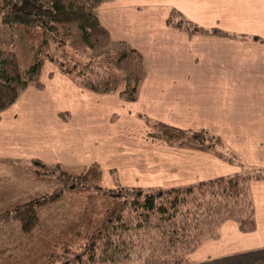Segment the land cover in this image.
<instances>
[{
    "label": "crops",
    "instance_id": "crops-1",
    "mask_svg": "<svg viewBox=\"0 0 264 264\" xmlns=\"http://www.w3.org/2000/svg\"><path fill=\"white\" fill-rule=\"evenodd\" d=\"M170 9L204 26L264 39V0L104 2L96 10L100 24L110 39L138 51L145 69L136 99L125 103L138 104L135 112L140 121L145 116L180 129L212 132L246 165L264 168V146L256 142L264 140V45L209 35L187 39L167 27ZM39 82L40 87L28 85L11 106L0 111V160H38L71 169L102 164L104 156L115 151V130L107 124L100 128L101 114L111 109H101V101L114 94L80 87L45 61ZM169 146L176 149L174 154L190 160L177 157L172 163L157 164L155 170L170 171L172 179L140 187H174L241 171L210 152ZM249 190L255 227L242 231L236 221L225 220L216 237L206 238L187 255V264H264V180H252Z\"/></svg>",
    "mask_w": 264,
    "mask_h": 264
},
{
    "label": "trees",
    "instance_id": "trees-1",
    "mask_svg": "<svg viewBox=\"0 0 264 264\" xmlns=\"http://www.w3.org/2000/svg\"><path fill=\"white\" fill-rule=\"evenodd\" d=\"M104 1L109 0H1L2 23L13 32L38 28L41 42L28 65H23L14 49L0 48V111L11 106L28 85L40 87L39 74L45 59L80 87L111 93L123 84L120 98L136 99L145 74L143 61L128 43L110 39L100 24L96 9ZM174 12L179 13L171 9L167 26L179 29L188 38L209 35L250 39L264 45L259 36L204 27L181 13L174 21L170 18ZM87 52L91 56L83 55ZM141 117L159 138L180 147L210 152L240 166L241 171L174 187H128L116 183L114 187L103 188L98 184L97 165L83 167L82 182L74 184L70 180L74 176L67 174L71 173L69 168L34 160L35 165L40 164L46 171L57 172L69 187L77 186L78 191L94 188L108 198L102 215L82 245L76 249L65 245L40 264H127L132 260L142 264H187V255L206 238L216 237L225 220L236 221L242 231L255 227L249 182L264 179V168L246 165L219 136L205 129H180ZM43 196L0 212V216L12 215L11 218L22 223V230H27L33 219L38 218L36 209L43 205Z\"/></svg>",
    "mask_w": 264,
    "mask_h": 264
},
{
    "label": "rangeland",
    "instance_id": "rangeland-1",
    "mask_svg": "<svg viewBox=\"0 0 264 264\" xmlns=\"http://www.w3.org/2000/svg\"><path fill=\"white\" fill-rule=\"evenodd\" d=\"M170 11H168L166 19ZM178 14L175 13L174 17L170 18L176 21L180 17ZM182 15L200 24L192 16H187L183 13ZM167 27L183 33L177 28ZM192 37H187V39ZM245 40L251 41L250 39H244L243 41ZM40 42L41 34L38 28H31L27 32H13L2 23L0 18V48L5 50L14 49L23 65H28L32 62L34 51ZM83 55L86 57L91 56L88 52L83 53ZM44 61L47 67L58 69L48 59ZM122 89L123 84H120L115 92H111L114 94L112 99L101 101L104 104L100 103L103 105L101 109H104V106L111 108L107 110V114H101L100 128L102 129L104 124L114 128L115 136L113 139L115 142L113 144L115 151L113 154L104 156L105 161H102V164L94 162L84 167H90L93 164L98 166V184L103 188L114 187L116 183L121 186L126 183L134 184L135 186L165 184L168 179H172L173 175L170 171L159 172L163 170L161 167L155 170L157 164L172 163L176 161L177 157L180 160L182 157L190 160L187 155L178 156L176 153L174 154L172 149L177 152L176 149L169 145L190 150L198 149L180 147L159 138L150 124L145 122L143 118L145 124L137 118L139 113L135 111L138 110V104H126L125 100L120 98L119 92ZM120 102H122L121 105L119 104ZM65 114L70 117V113ZM244 117L248 118V114L245 113ZM261 126L264 127V124L262 123ZM209 133L212 134V132ZM213 135L215 134L213 133ZM152 138L162 140L169 145L152 140ZM223 142L225 143L224 140ZM256 142L260 143L259 146H264V140H256ZM226 146L231 149L227 144ZM233 151L237 153L235 150ZM239 156L245 163L244 158L241 155ZM33 162L0 160V212L12 209L14 206L29 199L40 198L43 195L45 197L43 205L36 209L38 218L33 219L27 230L23 231L21 228L22 223L19 219L11 218L10 216L12 215L0 216V264H40L53 252L63 249L65 245H69L73 249L78 248L85 242L87 234L91 232L108 203V198L100 190L85 188V190L78 191L77 186L71 185L74 187H69V184L66 183L67 181L59 178L57 172L46 171L40 164L35 165ZM194 162H198V159ZM82 168H69L68 171L71 170V173L67 174L74 176L70 178L74 184L82 182L80 177L83 172ZM102 168H104V171ZM177 172L182 173L185 171ZM103 174L104 178L101 177ZM51 193L56 195L51 197L49 196ZM127 264H142V262L132 260Z\"/></svg>",
    "mask_w": 264,
    "mask_h": 264
}]
</instances>
